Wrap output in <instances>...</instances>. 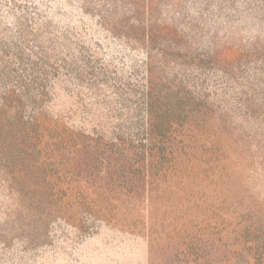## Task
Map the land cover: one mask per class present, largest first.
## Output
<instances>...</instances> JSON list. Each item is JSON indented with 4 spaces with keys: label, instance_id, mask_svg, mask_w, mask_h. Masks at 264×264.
Here are the masks:
<instances>
[{
    "label": "rangeland",
    "instance_id": "obj_1",
    "mask_svg": "<svg viewBox=\"0 0 264 264\" xmlns=\"http://www.w3.org/2000/svg\"><path fill=\"white\" fill-rule=\"evenodd\" d=\"M248 224L264 0H0V264H257Z\"/></svg>",
    "mask_w": 264,
    "mask_h": 264
},
{
    "label": "trees",
    "instance_id": "obj_2",
    "mask_svg": "<svg viewBox=\"0 0 264 264\" xmlns=\"http://www.w3.org/2000/svg\"><path fill=\"white\" fill-rule=\"evenodd\" d=\"M250 227H251V224L245 225L243 232L241 233L243 236V242L245 243L246 241H250V238L253 241H256L255 250L258 254V259H259L257 264H264V258L262 261L260 260L263 254L262 250L264 249V239H261L259 231L256 228L253 229L254 231H250Z\"/></svg>",
    "mask_w": 264,
    "mask_h": 264
}]
</instances>
